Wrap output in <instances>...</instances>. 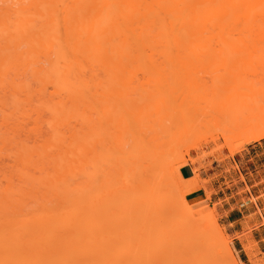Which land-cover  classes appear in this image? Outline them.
<instances>
[{"label": "bare ground", "instance_id": "obj_1", "mask_svg": "<svg viewBox=\"0 0 264 264\" xmlns=\"http://www.w3.org/2000/svg\"><path fill=\"white\" fill-rule=\"evenodd\" d=\"M146 47L151 55L166 60L176 54L181 66L141 67L154 84L144 94L149 104L129 102L139 104L138 109L129 114L125 108L127 113L116 122L117 142L122 145L112 153L114 102L137 93V88L112 82L111 77L127 71L132 76L137 66L129 70L127 62L144 56ZM184 52L187 61L193 55L189 63L180 55ZM221 54L227 59L238 55L241 61L226 66ZM214 55L221 56L220 65L198 64ZM196 58L197 64H192ZM240 62L257 65L246 69ZM262 63L264 0H0V160L11 161L0 166V264H111V202L138 230L133 238L137 246L148 256L150 246L157 250L158 264H227V259L238 264L225 238V245L215 243L224 232L219 228L216 235L211 229L214 237L209 235L207 224L217 227L213 213L203 223L198 210L181 202L185 190L197 187V169L186 188L172 184L178 189L174 195L184 191L177 205L183 209L176 210L189 209V214L174 212V217L173 210L168 211L163 222L172 223L164 228L153 186L139 189V183L148 182L146 176L158 157L148 154L141 162L133 152L142 132L165 120L175 123L181 106L200 98L201 88L193 83L185 90L194 91L181 94L179 88L178 95L170 85L212 73L226 86V77L235 79L233 93L242 95L248 110L245 116L233 115L231 121L240 131H251L246 140L261 138L264 69L260 72L258 65ZM22 126L24 139L16 136L23 133ZM128 142L131 145L125 147ZM153 205L154 223L163 228L147 236L143 212ZM131 251L129 257L139 263ZM144 252L136 257L146 264Z\"/></svg>", "mask_w": 264, "mask_h": 264}, {"label": "rangeland", "instance_id": "obj_2", "mask_svg": "<svg viewBox=\"0 0 264 264\" xmlns=\"http://www.w3.org/2000/svg\"><path fill=\"white\" fill-rule=\"evenodd\" d=\"M146 48H148V49L142 50L144 53V56L141 53L142 54L141 55L142 57L140 56L141 60L140 59H136V60L132 59L133 62L131 60L127 62V65H128L127 67L129 68V70H131L132 67L134 68L137 66L135 68L136 72L134 71L135 73H133L132 76L127 71L117 78L111 77L112 82L127 84L128 86L132 87V90H133V87H134V89L137 88V91L135 90V92H137V93L130 92L129 94L126 95L125 98H124V96H121L114 102L115 103V110L111 114V152L112 153H114L116 150H118V148L122 145V144H119L117 142L118 141L117 136L120 133V128L117 127V125H115L116 122H118V120L120 118L123 119V117H124L123 115L125 113H127V111L129 114H130V111H132V112H134V110L136 111L138 109L137 105H139L136 103H140V101H141V102H143V104L144 103L149 104L148 101L150 99L148 97H145L144 94L147 95L148 92H151L154 84L152 82L147 81L145 70L146 69L148 70V68L150 70V69L159 68V67H161V68H170V67H177L178 68L179 67L180 68V66H181V62L179 63V60H178L179 58L176 54L175 55L173 54V56L170 55V57L172 56L171 60L170 59L166 60V58L165 59L161 58L163 56L157 57L158 55L157 56L156 55L154 56V54L151 55L152 52L149 51L150 50L149 47H146ZM168 48H170V47H168ZM172 48H170V49H172ZM180 48H182V47H180ZM187 48L188 47H186L185 49H187ZM182 49H184V48H182ZM186 52H184L183 55H182V53L180 54L181 57L183 56L185 60H186V58L188 59V56L186 57ZM223 55L224 54H221V56L224 57L223 59H225L224 61H226L227 58H225L226 56L225 55L223 56ZM192 56H191V54H189V60H191L190 58H192ZM221 56L219 55V59L217 58L218 56L216 57L215 55H214V58L212 57V59L210 58V56H208L209 61L207 58H205L204 62H201V63L198 62L197 58H196V61L192 60L193 62H191V61L190 62L192 64L193 63L197 64L196 62H198V64H201V65L202 64L203 65H211L210 63H212L213 64L212 66H215V65H218L219 63H222V62H218L220 60ZM237 56L238 55H236V57ZM166 57L170 58L169 56H166ZM231 57H232V59L230 61ZM231 57L228 58L229 60L227 59L228 62L226 61V64H227L226 66H232V65H234V63L236 65V64H239V61H241L239 56H238V59H240V60H237L238 63L236 61L237 58L235 56H231ZM245 58L248 59V57H245ZM193 59H195V55H194ZM233 60H234V63L232 62ZM230 62H231V64L232 63L233 64L228 65V63H230ZM244 62L243 63L240 62L242 64L241 66L245 65ZM247 62L248 61L246 60V63ZM262 64L258 65V69L260 70V72L263 71L262 69H264V64L263 65ZM254 65H257V64L255 63ZM254 65L251 64V66H250V64L249 65L247 64V65H245V68L249 69L250 67H252ZM248 66H250V67H248ZM138 67H140V69ZM141 67H146V68L144 70V68H141ZM231 78L226 77V80L224 82H226L227 80H229L231 82L230 83L228 81L227 86L224 85L226 83L223 84V82L221 81V80H223V78H221L220 76L218 77L213 73L207 74V75H199L197 78L193 77L191 79H188L187 82L183 79L182 80L184 82L182 80H181L182 82H180V80H177L178 82L174 81V84L170 85L171 88H172V86L174 87L173 88L174 90L171 91L172 93L175 90H179V88H180V90L182 89V91L179 90L181 92V94H182V92H184L183 94H185V93L188 94L190 90L194 91L193 89H195L197 87L198 90H199V88H201L199 93L202 94V98H201V94H199L198 91H196L195 94L198 93L199 95H197V96L200 98L197 99L196 101L185 102L181 106V108L183 109L182 114H180V116H178V117L176 116L175 119L178 121L176 122V120H175V123L174 122L172 123L173 125L168 124L169 121L165 120L164 122H161V125L157 124L153 129H147L146 131L142 132L138 138V141L135 143V147H134L135 151L133 153H135V155H137V157L139 158L138 160H140L141 162L145 159V157L148 156V154H153V155H156L158 157V162L155 164L154 168L149 171V172L152 171V173L149 174V176L150 175L151 176L150 177L146 176V177H148V179H147L148 182L139 183V185H140L139 189H141V190L145 189L148 186V184H150L151 187L153 186L154 189L152 192V196H153V199L156 203V206H157V209L159 212L158 217H160L162 222H163V220H165V217L168 214L167 212L171 211V210H173L172 211L173 215H174V212L175 213L179 212L181 215H184V216L189 214V213H187V211L189 210L188 209L189 207H190V210H198V212L201 213L199 218H200L201 222H203V223H206L209 220V218H210L209 215L212 212L213 216L215 217L217 227L214 226V228H212L213 227L212 223H209L210 226L207 224V228H208L207 230L208 231L210 230L209 235L212 234V237H214L213 234H215V232H216V235H218L219 234L218 229L220 228V231L224 232V237H222L220 241L218 240L220 238H217V241L215 239V243L217 244V242H218V244L221 243L223 245L227 241L228 246L231 248V250L233 252V249L231 247V238L227 234V229L225 228V225H224V219L221 216L222 212L219 211V209H218L220 206L218 207L216 202L218 201V197L226 198L225 201L227 202V206H229L230 204H234L237 200H241V202L242 201L247 202L246 197L248 196L251 201H255L260 207H264V171H253L251 175L250 174L247 175L248 178L250 179L249 182H247L248 184H254L256 182V184H254V186L252 188L251 187L249 188L250 191L248 188H246L245 190H242L241 184L234 183V179L236 178V175H234L233 171H227L226 178H223V180H222L223 181V183L221 185L222 192H220V194L215 195V199H213L212 202H210L209 206H200L196 202L197 200L199 201V199L204 198L206 196H203V197H200L197 199H190V194L197 191L198 189H200L202 187L201 180H200L199 175H198L199 180H198L197 187H195L193 189H187V190H185L186 192L183 191L185 194H184V197H182L181 202L182 203L187 202V204L189 203L188 204L189 207L187 208L188 210H186V212H184L185 210L183 212H182V210H176V208L177 209L181 208L177 205H178V199L180 198L181 195H183V192L180 193L181 195L179 194V192H178L179 195H177V196L174 195V192L175 191L177 192L178 189L175 188L174 186H172V184H175L176 182H178L179 184L176 183V184H178L177 186H180L181 188H184V187L186 188L188 183L190 181H193V177L195 176V171H194V176L191 178H188V179H183L179 173V168L182 165H184L187 161H190L191 163L194 164L196 162H201V161L203 162V160L207 161V160L215 159L216 161L220 162V161H222L223 158H226V157L232 158V160L235 159L237 161L239 158L237 153L243 151L246 147H249V146H255L252 149V151L259 154V156H257V159L258 158L260 159V160L258 159V164L261 165V167H264V165H262V164H264V155L261 154L264 151V135L259 139L246 140L244 138V136L246 135V133H250L251 131L246 132V133L242 132V131H240L241 127H238L239 125H236L233 121H231V118H233V115H235V116L240 115V114L244 115V114H247V110H248L247 109L248 106L246 107V105H248V104L245 103L246 105H244L242 95L233 93L234 90H233L232 82L235 79L234 78L231 79ZM217 80H219L220 82ZM185 82L187 84L193 83V84H191L192 87L193 86L194 87L196 86V87L192 88V89L190 88V90L189 91L187 90L188 91L187 92L185 90L186 86L187 87H191V86L189 84L187 85ZM221 82L223 84L222 86H221ZM169 83H171V82H169ZM228 83H230V84H228ZM218 84H219V86H218ZM164 87H165V85H164ZM202 89H203V91H201ZM215 90H217V91H215ZM210 91L212 93H214V95L212 93H210ZM180 92L178 93V91L177 92L175 91V93H177V95L180 94ZM205 92H207V93H205ZM175 93H173V94H175ZM204 93L206 94V97H204V95H205ZM135 99H137V101H135ZM132 101H134L136 103L130 104L129 102H132ZM131 105H134L136 108L134 106H131ZM145 105H142V106H145ZM125 108H127L128 110ZM133 108H134V110H133ZM123 109H124V111H123ZM248 114H249V112H248ZM175 115L176 114H174L173 116H175ZM125 117H127V116H125ZM240 118H241V116H240ZM23 123H25V122H23ZM24 126H22L23 129L20 131L23 132ZM259 130L264 131V127H261ZM25 133L20 132V135H19V133L18 134L15 133V134H17L16 136H18L19 138L24 139L26 137ZM26 139H28V138H26ZM28 142H29L28 144H32L31 139H28ZM191 143H194V147L190 146ZM129 145H131V144L128 142L125 144V147H129ZM232 151H234V153H232ZM190 156L193 157V159L190 158ZM3 158L0 160V166H5V165L11 164V161L9 159H7V158L3 159ZM177 160H179V161H177ZM167 163H173L172 164L173 166L169 164L171 166V168H167L168 167ZM209 163L210 162H208V164ZM248 165H249V163H248ZM172 167L174 170H172ZM136 171H141V169H138ZM166 171L170 172V174H171L170 178H172L171 180L168 178L169 177V176H167L168 172H166ZM171 171H174V175L176 178L173 176ZM241 172L244 174V172H249V171H241ZM197 174H198V170H197ZM238 174H239V171H238ZM240 178L243 179L242 176ZM206 182L207 181H203V183H206ZM180 191H182V190L180 189ZM136 193H137V190H136L135 194ZM210 194H211V191H208L207 197ZM132 195H134V192L132 193ZM229 196H232V198H227ZM179 200H181V199H179ZM111 201H113V199H111ZM136 201L139 204L140 198H138ZM111 203L113 204V202H111ZM112 204H111V240H112L111 241V264H134V262H133L134 258L129 257V256H131V253H132L131 249L135 251V252L133 251V253H134L133 256H135V261L139 262V263H135V264H143L144 262L141 263L140 262L141 260L137 259L138 257H136V256L139 254L138 252H140L142 254V252H144V250H142L143 248L142 249L139 248L140 245L137 246V244H136L137 242L134 241V239H133L137 236L136 234H137L138 230H136L134 228L135 225H131L130 224L131 222L130 223L128 222V219H126L124 217V214L121 211V209H119L114 204L113 205ZM179 205H181L180 202H179ZM154 208H155L154 205H153V207L149 206L147 208V210L145 212H143V219H144L143 222L145 223L144 233L147 236L157 234V232L159 231V229L161 227L160 223L159 224L154 223L155 221H157V220H155V218L157 216L155 214L156 212L153 210ZM184 208H186V207H184ZM181 209H183V208H181ZM174 217H175V215H174ZM183 218L184 217H182V219ZM169 221L167 220V222H169L168 224L170 225V223H172V222H171V220H169ZM127 223H128V226H127ZM152 223L155 225L154 226L151 225V228H149L148 226H150V224H152ZM168 224L166 223V221L162 223V225H164V228H166V225H168ZM171 227H170V229L169 228L168 229L171 230ZM161 228H163V227H161ZM168 229H166V230H168ZM211 229H212V231H213V229H215L214 230L215 232L213 233L211 231ZM133 235H134V237H133ZM170 237L172 238L173 236H170ZM223 238H225L226 241H224ZM135 240H136V238H135ZM221 241H224V242L222 243ZM134 242H135V245H134ZM136 246L140 249V251L137 250V252H136V249H137ZM218 249H219V247H218ZM223 249L225 250V247ZM148 250H152L153 252L152 251H151L152 253L150 252V254H151L150 256H148L147 253L144 252L143 254H145L144 255L145 257L143 256L142 261L145 260L146 256H147V260H150V258H151V260L149 261V263L151 262L150 264H158L159 254L156 253L157 250H155L153 246H150L148 248ZM223 252H225V251H223ZM220 253L221 252H219V254ZM141 254H139V258H140ZM225 254H226V252H225ZM154 255H155V257H154ZM222 255H224V253ZM233 255L236 258L234 252H233ZM225 256H227V255H225ZM141 257H142V255H141ZM221 258H223L222 260L224 261V259H225L224 256ZM132 259H133V261H132ZM136 259L139 261H137ZM147 260H145L146 264H148ZM226 261H227L226 263L229 264L228 259ZM237 261H238V259H237Z\"/></svg>", "mask_w": 264, "mask_h": 264}, {"label": "crops", "instance_id": "obj_3", "mask_svg": "<svg viewBox=\"0 0 264 264\" xmlns=\"http://www.w3.org/2000/svg\"><path fill=\"white\" fill-rule=\"evenodd\" d=\"M254 147H246L243 151L237 153L239 157L237 161L226 157L220 162L211 159L194 164L187 161L182 165L179 168V173L183 179L193 177L194 169H197L201 180L202 187L191 193L190 199L206 196L196 202L200 206H209L210 202L215 199V195L222 192V180L226 178L227 171H233L236 175L234 183L241 184L242 190L252 188L256 182L248 184L247 182L250 179L247 175H251L253 171H264V167L258 164L259 158L257 159V156L259 154L252 151ZM261 154L264 155V151ZM190 158L193 159L191 156ZM208 162L210 163L208 164ZM241 171L249 172L243 174ZM241 176L243 179L240 178ZM203 181L207 182L203 183ZM208 191H211V194L207 197ZM227 198H232V196ZM246 198L247 202L237 200L234 204L227 206L226 198L218 197L216 204L218 207L220 206L218 209L222 212L221 216L224 219L227 234L231 238V247L238 259L237 263L264 264V207H260L255 201H251L248 196Z\"/></svg>", "mask_w": 264, "mask_h": 264}]
</instances>
